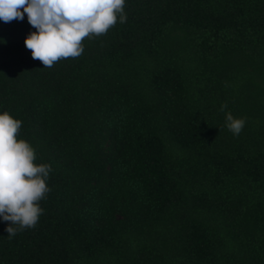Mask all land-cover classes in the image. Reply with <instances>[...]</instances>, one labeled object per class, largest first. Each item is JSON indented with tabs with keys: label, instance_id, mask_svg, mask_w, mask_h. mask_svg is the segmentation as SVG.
Returning <instances> with one entry per match:
<instances>
[{
	"label": "trees",
	"instance_id": "1",
	"mask_svg": "<svg viewBox=\"0 0 264 264\" xmlns=\"http://www.w3.org/2000/svg\"><path fill=\"white\" fill-rule=\"evenodd\" d=\"M124 10L51 68L26 14L0 21V111L52 167L36 226L0 223V264H264V0Z\"/></svg>",
	"mask_w": 264,
	"mask_h": 264
},
{
	"label": "clouds",
	"instance_id": "2",
	"mask_svg": "<svg viewBox=\"0 0 264 264\" xmlns=\"http://www.w3.org/2000/svg\"><path fill=\"white\" fill-rule=\"evenodd\" d=\"M126 0H0V21H23L32 31L25 39L33 59L51 68L62 58L84 52L82 41L104 35L117 22L127 21ZM227 105L221 106L224 111ZM246 118L225 113V126L239 136ZM22 121L0 111V223H7L8 238L34 228L44 209L40 202L51 190L47 184L52 167L37 164L34 146L18 138Z\"/></svg>",
	"mask_w": 264,
	"mask_h": 264
}]
</instances>
